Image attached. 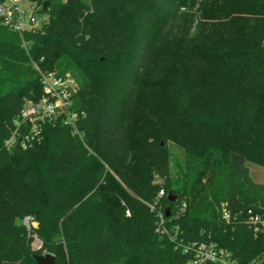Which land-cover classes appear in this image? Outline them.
<instances>
[{
	"label": "trees",
	"instance_id": "obj_1",
	"mask_svg": "<svg viewBox=\"0 0 264 264\" xmlns=\"http://www.w3.org/2000/svg\"><path fill=\"white\" fill-rule=\"evenodd\" d=\"M46 1L37 30L0 25V264H189L183 245L202 241L264 264L247 166L264 167V0ZM35 65L71 74L84 114L8 150L43 93Z\"/></svg>",
	"mask_w": 264,
	"mask_h": 264
},
{
	"label": "built area",
	"instance_id": "obj_2",
	"mask_svg": "<svg viewBox=\"0 0 264 264\" xmlns=\"http://www.w3.org/2000/svg\"><path fill=\"white\" fill-rule=\"evenodd\" d=\"M46 0H4L0 2V25L18 33L21 37L27 32H33L40 28L46 20V12L43 11V3ZM65 4L72 0H59ZM91 3L92 0H82ZM48 9V8H47ZM40 74L43 93L37 101L26 104L24 109L14 121V130L5 141L8 150L13 148L27 149L42 140L43 125L47 121L61 119L65 125L72 126L75 133L77 119L83 116L73 110V96L79 86L76 79L69 73L58 74L55 71H47L35 65ZM164 191L160 192L163 195ZM186 208L183 204L182 210ZM161 222H163V215ZM223 217L229 221L231 216L227 210L223 211ZM29 232L36 228L33 216H26L22 220ZM249 224L255 232L264 231V219L252 216ZM167 232V230H163ZM33 250L42 248V241L36 234L33 235ZM185 252L193 255L195 264H240L227 250L220 248L211 241L193 242L183 245Z\"/></svg>",
	"mask_w": 264,
	"mask_h": 264
},
{
	"label": "water",
	"instance_id": "obj_3",
	"mask_svg": "<svg viewBox=\"0 0 264 264\" xmlns=\"http://www.w3.org/2000/svg\"><path fill=\"white\" fill-rule=\"evenodd\" d=\"M50 6V2L49 1H45L43 3V11L46 12L47 8ZM176 199V196L171 197L169 196L168 200L170 202H174ZM165 217H169L171 215V208L170 206H167L165 209ZM35 261L37 264H55L56 262V257L50 253H45L43 255H38L35 254L34 255Z\"/></svg>",
	"mask_w": 264,
	"mask_h": 264
},
{
	"label": "rangeland",
	"instance_id": "obj_4",
	"mask_svg": "<svg viewBox=\"0 0 264 264\" xmlns=\"http://www.w3.org/2000/svg\"><path fill=\"white\" fill-rule=\"evenodd\" d=\"M171 148H172L174 154H176L178 157H182L183 156V151L181 149L177 148L176 146H174L172 144H171ZM247 166L250 169L251 176L253 177V179L256 182H260V183L264 182V167H261L259 165L254 164V163H251V162H249L247 164ZM36 225L38 226L39 223L36 222ZM189 264H195V263L194 262H190Z\"/></svg>",
	"mask_w": 264,
	"mask_h": 264
}]
</instances>
